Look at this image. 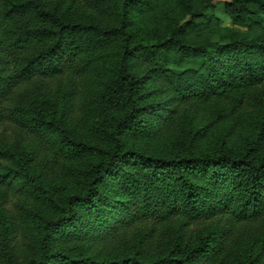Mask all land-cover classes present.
Here are the masks:
<instances>
[{
	"label": "trees",
	"instance_id": "1",
	"mask_svg": "<svg viewBox=\"0 0 264 264\" xmlns=\"http://www.w3.org/2000/svg\"><path fill=\"white\" fill-rule=\"evenodd\" d=\"M215 2L0 0V186L34 182L51 155L80 185L35 183L52 215L37 216L28 264L264 256L263 134L240 150L192 138L170 157L124 139L168 135L190 112L236 122L264 108V0H229L221 18ZM80 105L95 140L70 124Z\"/></svg>",
	"mask_w": 264,
	"mask_h": 264
},
{
	"label": "rangeland",
	"instance_id": "2",
	"mask_svg": "<svg viewBox=\"0 0 264 264\" xmlns=\"http://www.w3.org/2000/svg\"><path fill=\"white\" fill-rule=\"evenodd\" d=\"M228 2L229 0H216L218 17H222ZM155 102H158V99ZM89 116L90 111L87 107L80 105L71 117L70 124L76 133L90 141L97 139L98 133L95 125L89 123V119L87 123ZM5 130L8 129L0 127V133H5ZM261 134L264 136V108L244 112L236 122H218L216 118L197 117L195 113L190 112L182 118L179 127L168 135L156 136L152 139H138L127 135L124 139L129 150L170 157L180 148L181 143L189 142L192 138L198 141L202 151L215 149L222 143L240 150L248 140L255 139ZM262 144L264 145V139ZM69 166L72 165L65 157L58 155L42 157L32 168L33 176L36 178L34 182L17 178L11 182V185L0 186V264H28L35 257L37 216L52 215L50 206L36 190L35 183L41 182L44 187L51 186L67 193L74 187L80 186L70 173ZM9 170L13 171L16 168L12 166ZM9 170L4 171L7 173ZM42 170L45 174L41 179L39 175ZM0 174H3L2 171ZM10 181L9 178L6 182ZM248 249L243 245L232 248L233 253H228L219 264H264V256L258 258V250L253 252L254 263L247 253H238L247 252Z\"/></svg>",
	"mask_w": 264,
	"mask_h": 264
}]
</instances>
